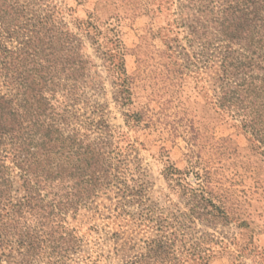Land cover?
Returning <instances> with one entry per match:
<instances>
[{
	"label": "rangeland",
	"instance_id": "374dc122",
	"mask_svg": "<svg viewBox=\"0 0 264 264\" xmlns=\"http://www.w3.org/2000/svg\"><path fill=\"white\" fill-rule=\"evenodd\" d=\"M229 4L0 0V96L33 78L67 117L72 85L102 123L92 137L118 148L111 184L37 228L30 260L17 255L14 178L0 264H130L150 240L174 264H264V159L215 105L224 47L209 34Z\"/></svg>",
	"mask_w": 264,
	"mask_h": 264
},
{
	"label": "trees",
	"instance_id": "16d2710c",
	"mask_svg": "<svg viewBox=\"0 0 264 264\" xmlns=\"http://www.w3.org/2000/svg\"><path fill=\"white\" fill-rule=\"evenodd\" d=\"M215 1L195 0L201 7ZM230 1L234 4L222 11L209 34L212 44L224 47L215 78V105L239 121L252 150L264 159V0ZM15 89L0 96V210L12 220L7 210L15 206L11 194L17 177L16 191L23 192L18 205L23 250L17 255L30 260L28 253H34L39 239L37 228L111 184V160L118 148L110 135L92 137L102 123L80 114L81 108L75 107L79 94L72 85L67 87V117L54 112L44 87L33 78ZM7 241L12 242L9 237ZM160 242H147L145 256L130 264H174L165 252L170 245ZM152 244L157 247L152 249Z\"/></svg>",
	"mask_w": 264,
	"mask_h": 264
}]
</instances>
